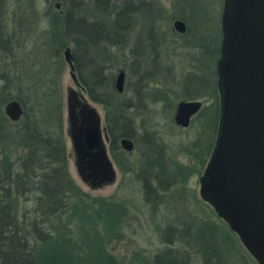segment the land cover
<instances>
[{"label": "trees", "instance_id": "obj_1", "mask_svg": "<svg viewBox=\"0 0 264 264\" xmlns=\"http://www.w3.org/2000/svg\"><path fill=\"white\" fill-rule=\"evenodd\" d=\"M52 2L49 7H61L55 13H51L52 8L48 10L53 39L47 42L49 46L43 43L38 47L30 41L32 29L25 22L30 15L21 8L20 12L9 14L7 0H0V264H117L107 248V238H120L122 227L133 225L137 216L125 202L91 198L69 173L62 90L66 63L61 51L68 44L63 36L72 37L77 43L73 51L76 73L89 98L104 107L111 139L109 150L119 165L129 156L120 141L134 139L135 135L131 119L120 113L115 69L110 66L116 43L122 39L114 36L112 23H101L94 15L88 19L81 13L80 3ZM199 27L200 24L188 25L186 35L196 43H190V48L197 49L194 56L203 63L213 54L217 67L222 25L217 41L212 34L200 32ZM79 48L88 57L87 66ZM121 70L126 72L125 68H117L118 72ZM215 73L213 91L218 100L212 120L217 138L221 119L217 68ZM193 87L197 86L192 83L185 87L189 95L195 91ZM153 97L163 101L160 95ZM11 101H18L23 107V117L16 123L4 112ZM148 149L142 158L140 177L145 182L147 203L156 214L162 202L160 195L178 183L185 184L191 176L200 175L210 153L198 147L199 151L192 154L196 164L171 166L157 143L152 142ZM157 181L159 185L155 184ZM150 185L154 189L149 190ZM218 218L220 221L212 217L193 222L196 230L191 237L187 234L191 227L188 222L173 221L164 232L165 241L194 244L202 253L204 264H228L239 256L240 240ZM189 259L187 252L170 246L152 264H190Z\"/></svg>", "mask_w": 264, "mask_h": 264}, {"label": "rangeland", "instance_id": "obj_2", "mask_svg": "<svg viewBox=\"0 0 264 264\" xmlns=\"http://www.w3.org/2000/svg\"><path fill=\"white\" fill-rule=\"evenodd\" d=\"M52 1L7 0L6 3L9 14L20 12L19 8H21L30 15L29 20L25 17V22L32 29L30 41H33L38 47H42L53 39L47 14L51 8L53 9L51 13H55V11H60L61 7H57L56 4L55 7H49L54 4ZM67 1L70 5L80 3L81 9L79 11L85 13L88 19L94 15L95 18L101 20L99 21L101 23H112L116 29L114 36L122 39L121 43H116L117 46L113 51V62L110 66L113 65L112 67L115 69L113 71L115 77L120 72L117 71V68L126 69L125 89L123 93H119V105L120 113H123L126 118H130L134 125L135 135L134 139H131L134 143V150L128 153L129 156L126 160L122 158L123 160L119 165L114 161L111 153L109 154L116 170V181L110 185L92 189L80 179L68 123V91L74 89L87 99V102L99 113L102 128L106 126L104 107L93 102L87 92H84L81 87L74 83L70 67L66 61L62 76L64 140L71 177L91 198L125 202L132 213L137 216L133 225L122 227L120 238L117 237V239L113 238L112 240L107 238V248L116 258L117 264L140 262L152 264L154 258L169 249L170 246L187 252L190 255V264H204L202 253L198 247L194 244H184L178 241L167 242L164 238V232L166 228H169L168 226L173 225V221H185L189 223L188 226H191L190 231H187L191 237L193 236L192 232L196 230L195 224L199 223L200 220L214 217L215 220L220 221L216 217L214 208L202 199L200 183L217 141L216 132L213 131L215 129L214 121L212 120V113L217 108L216 101L218 100L213 91L217 79L215 77L217 67L213 64V54L209 60L204 61L205 63L198 61L194 56L197 49L190 48V43L194 44V40L189 35L181 36L173 31L172 22L175 18L180 17L181 13L180 10L176 9L178 0H148L155 3L158 9H162L158 17L159 21L157 24H153L157 33L162 36L160 37L161 41L158 40L159 38L154 41L146 35L140 37L144 25L143 28L141 25H136L138 22H136L133 7H137L138 1L146 0ZM59 2L64 4L65 0H59ZM223 2L224 0H181V5L187 7V4L193 3L195 8H192V13L196 21L203 23L206 20L205 17L209 20L206 21V24H200V32L205 35L212 34L217 41V35H220L222 25ZM126 19L130 20L127 21ZM63 37L68 43L61 51L65 60V49L70 48L73 56L77 43L72 37ZM106 50L108 51L107 48ZM78 51L84 56L85 66H87L89 61L86 53L84 54V50L81 48ZM192 83L197 87H193L192 89L195 91L189 95L185 87ZM155 95H160L163 101H156L153 97ZM164 98L168 101H165ZM182 101H200L203 103L201 111L194 117L187 129L177 126L174 120L177 106ZM210 106L214 107L213 110H207ZM203 110L205 111L202 115ZM152 142L163 148L165 160L171 163V166L196 164L192 154L197 152L198 147L200 151H209L210 153L206 157V166L200 175L191 176L185 184L178 183L167 194L164 191V194L160 195L162 202L156 214H154L151 205L147 203L146 191L144 190L145 182L140 177V170H143L142 158L146 156L149 150L148 146H151ZM107 146L109 147L108 144ZM159 183L160 181H157L155 184L159 185ZM151 187L154 189L155 186L150 185L149 190ZM237 237V240H240L238 235ZM178 238L176 236L175 239ZM237 245L239 256L230 259L231 262L228 264H259L241 240L237 241Z\"/></svg>", "mask_w": 264, "mask_h": 264}, {"label": "water", "instance_id": "obj_3", "mask_svg": "<svg viewBox=\"0 0 264 264\" xmlns=\"http://www.w3.org/2000/svg\"><path fill=\"white\" fill-rule=\"evenodd\" d=\"M185 33L182 22L176 23ZM223 41L217 63L221 119L209 165L200 179L201 197L236 233L259 264H264V0H225L222 14ZM64 58L74 83H80L72 50ZM126 73L115 80L118 93L125 89ZM200 101L178 104L175 123L187 129L202 109ZM70 137L81 181L92 189L116 181V170L107 143L110 137L97 110L74 89L67 95ZM4 112L16 123L23 117L18 101ZM128 153L131 139L120 141Z\"/></svg>", "mask_w": 264, "mask_h": 264}, {"label": "flooded vegetation", "instance_id": "obj_4", "mask_svg": "<svg viewBox=\"0 0 264 264\" xmlns=\"http://www.w3.org/2000/svg\"><path fill=\"white\" fill-rule=\"evenodd\" d=\"M138 2L139 3L137 5V7H133V10H135L136 22H138V23H136V25L137 26H140L141 25L142 28H143V25H144V28H143V30L140 33V37L146 35L149 39L151 38L152 40L157 41V38H159L158 40L161 41V38L160 37H162V36L157 33V31H156V29H155V27H154L153 24H157V22L159 21L158 20V17L160 15V13L162 12V9L161 10L158 9V7H156L157 5L155 3L150 2L148 0L142 1V2L141 1H138ZM177 3L178 4H177V8L176 9L180 10V12H181L180 13V17L175 18L173 20V22H172V24H173V31L176 34H179L181 36H185L187 34V32H188V25H190L192 23H193V25L194 24L195 25H198V24H206V21H209L207 17H205L206 20L204 22L201 21L203 23H200L199 21H196V19L194 17V14L192 13V10H193L192 8L194 7V4L193 3L192 4H187V7L186 6L184 7V6L181 5V0H178ZM224 4H225V0L223 2V9H224ZM166 10H168V9H166ZM126 20L129 21L130 19H126ZM177 22H182V23L185 24V27H186L185 33H180L178 31V29L176 28V23ZM221 24H222V18H221ZM194 117L192 118V120L194 119ZM218 130H219V128H218ZM110 143H111V139L107 143L109 145V147H110ZM109 147L107 146V149H108V152L110 154Z\"/></svg>", "mask_w": 264, "mask_h": 264}]
</instances>
